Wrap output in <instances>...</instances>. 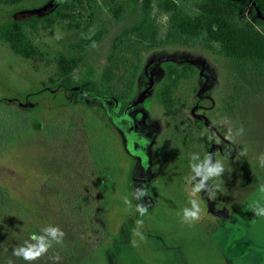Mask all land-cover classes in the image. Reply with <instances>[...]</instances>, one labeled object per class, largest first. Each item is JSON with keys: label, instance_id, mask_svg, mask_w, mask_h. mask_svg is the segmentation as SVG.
<instances>
[{"label": "rangeland", "instance_id": "rangeland-1", "mask_svg": "<svg viewBox=\"0 0 264 264\" xmlns=\"http://www.w3.org/2000/svg\"><path fill=\"white\" fill-rule=\"evenodd\" d=\"M63 1L0 0V23L40 19L30 31L38 48L31 59L0 42V264H25L13 249L50 224L62 241L32 264H264V218L247 208L264 202V73L219 43L170 32L156 0L152 26L140 27L142 0H83L46 28ZM229 1L264 27L254 1ZM168 55L182 62L155 61ZM62 56L77 61L69 74L59 68ZM146 74L154 85L130 109L157 130L142 168L100 99L113 96L123 110ZM192 153L225 155L227 166L224 193L197 194L201 219L189 225L181 209L189 206ZM137 204L148 206L146 217Z\"/></svg>", "mask_w": 264, "mask_h": 264}, {"label": "trees", "instance_id": "trees-1", "mask_svg": "<svg viewBox=\"0 0 264 264\" xmlns=\"http://www.w3.org/2000/svg\"><path fill=\"white\" fill-rule=\"evenodd\" d=\"M8 4L17 5L25 0H4ZM83 0H65L53 12L44 18V25L50 28L57 19L70 17L65 11L69 3H82ZM144 20L140 27L153 25L151 19L152 2L142 0ZM159 9L166 13L169 20L170 32L184 34L190 37H203L210 42L221 45L222 52L239 61L252 65L256 72L264 73V27H260L258 19H249L229 0H189L192 11L186 10L176 0H156ZM254 1L264 13V0ZM117 17L116 11H111ZM40 19L34 17L27 21L7 20L0 23V42L6 44L16 55L31 59L38 53L30 31H36ZM142 29V28H141ZM139 29V30H141ZM151 32L156 34L152 28ZM141 35L146 33L144 30ZM58 65L63 74L71 73L77 66L75 59L60 57ZM173 74L171 78H174ZM114 117V115H113ZM112 119V116H111ZM113 120V119H112Z\"/></svg>", "mask_w": 264, "mask_h": 264}, {"label": "clouds", "instance_id": "clouds-1", "mask_svg": "<svg viewBox=\"0 0 264 264\" xmlns=\"http://www.w3.org/2000/svg\"><path fill=\"white\" fill-rule=\"evenodd\" d=\"M166 19V17H165ZM212 153H208L201 158L199 153H192L189 157V175L187 176V182L190 185V192L187 199V204L181 209V220L186 224H193L201 219L202 205L201 200L196 198L197 194L207 192L208 200H216L218 194L224 193L222 184V174L226 171L227 157L216 156L215 162H213ZM259 166L264 167V155L259 158ZM199 177V180H197ZM211 181V184L206 182ZM264 190V186H262ZM145 189L138 190L137 195L143 196L146 194ZM203 198V197H202ZM123 203L131 207V200L129 196L123 197ZM248 210H250L254 216L264 218V202L251 201L247 204ZM135 212L139 214V217H146L148 215V206L144 204H137L135 206ZM144 220L139 219L137 225H143ZM64 233L58 225H47L40 228L36 232L30 233L27 239L23 240V243L19 244L13 249V255L21 258L25 264H32L41 256L49 252L53 245H59L62 241ZM135 235H141L136 232ZM141 238H143L141 236Z\"/></svg>", "mask_w": 264, "mask_h": 264}, {"label": "flooded vegetation", "instance_id": "flooded-vegetation-1", "mask_svg": "<svg viewBox=\"0 0 264 264\" xmlns=\"http://www.w3.org/2000/svg\"><path fill=\"white\" fill-rule=\"evenodd\" d=\"M146 75L148 80L144 84L141 93H143L147 87H150L151 90L154 85V79L152 78V75ZM149 91L144 95V100L142 101V103L134 105L139 97L137 96L135 102L129 104L123 110L120 107L119 100L113 96H104L100 99L102 101V104L105 106L107 113L110 115V117L112 116V123L122 134L123 142L125 143V145L130 146V152L137 158H140V166H142V168H144L143 162H145V159L148 156L149 146L153 142L157 130L155 129V127L146 128L144 126H141L131 115L130 109L143 106L149 95ZM82 96L87 100L86 97L89 96V93L86 91H82ZM212 139L214 138L212 137ZM134 145L138 147V150H135Z\"/></svg>", "mask_w": 264, "mask_h": 264}, {"label": "water", "instance_id": "water-1", "mask_svg": "<svg viewBox=\"0 0 264 264\" xmlns=\"http://www.w3.org/2000/svg\"><path fill=\"white\" fill-rule=\"evenodd\" d=\"M157 62H164V61H174V62H178V63H181L182 61L181 60H176L174 56H164V57H161L157 60H155ZM150 90V87H147L146 90L141 93L138 97V99L136 100V102L134 103V105H137L139 103H142V101L144 100V95Z\"/></svg>", "mask_w": 264, "mask_h": 264}]
</instances>
